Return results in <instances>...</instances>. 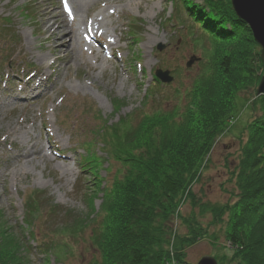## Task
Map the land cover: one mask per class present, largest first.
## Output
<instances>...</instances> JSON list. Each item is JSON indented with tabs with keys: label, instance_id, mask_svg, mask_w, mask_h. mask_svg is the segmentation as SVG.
<instances>
[{
	"label": "rangeland",
	"instance_id": "374dc122",
	"mask_svg": "<svg viewBox=\"0 0 264 264\" xmlns=\"http://www.w3.org/2000/svg\"><path fill=\"white\" fill-rule=\"evenodd\" d=\"M187 1L194 3L195 7L203 2ZM227 2L230 4V0ZM38 3L48 10L56 9L62 13L59 0H0V21L10 20L17 34V40L12 44L0 37V228L4 226L10 234H16L15 231L18 232L23 225L25 197L42 191L47 203L57 205L62 211H71L73 216L82 215L87 225L86 229L77 230L73 237L68 229L59 232L57 223L63 219L62 215L51 225H46L50 220L41 219L35 227L37 241L46 240L51 247L50 241L53 240L63 247H58V252L51 247L45 256L39 252L35 242H30V255H25L28 264H87L98 256L91 241V230L99 223L100 208H104L98 181L102 179L108 186L113 179H122L129 167L113 158L110 145L103 148L102 136L95 137L97 129L104 123L117 125L119 120L126 118L121 125L122 133V127L136 125L143 112L157 108L175 112L176 107L184 102L182 94L181 97L176 96V84H189L199 69V62H194L189 69L185 62L192 55L207 56L210 49L205 51L202 43L205 36L196 37L199 31L188 15L182 8H175L170 0H95L83 13V18L87 16L90 19L103 11L102 18L108 23L106 30L115 41L112 44L114 56L106 55L104 71L99 65L100 57L90 53L87 44L81 56L83 63L76 66L70 60L69 68L65 62L60 63L59 70L49 68L48 60L41 59L42 54L47 55L48 43L43 40L47 33H43L42 26L38 24ZM109 6L112 8L107 11ZM132 19L140 28L138 43L127 37L126 25ZM189 25L195 30L194 34L186 28ZM145 30L156 35L157 41L153 45L145 44L148 37ZM90 40L87 39L92 45L98 43L92 37ZM102 41L106 43V36L102 35ZM159 44L164 46L161 51L157 49ZM92 48L97 49L95 46ZM158 67H167L174 77L178 67L181 74H176L178 79L171 84L151 90L146 101L144 92L151 80V71ZM35 72L45 76L44 83L38 88L29 82V76ZM261 73L264 74V65L257 69V74ZM47 80L50 81L45 82ZM256 86L237 91L232 96L235 114L217 134L198 177L166 214L169 217L168 235L163 237L165 242L157 248L158 251L163 247L155 255L158 262L151 258L144 264H196L203 256L214 257L218 264H238L236 246H231L227 233L231 229L230 211L239 199L236 174L242 147L247 142L245 128L257 114L251 107ZM16 93L27 96L17 101L12 97ZM15 122L25 124L30 134L29 143L35 144L34 149L43 146L51 161L35 158L32 163L17 164L12 160L11 156L24 143L20 138L8 137L7 129ZM157 122L160 123L153 122L148 126L147 136L142 135L140 142H124L120 150L129 151V156H132L131 151L133 154L141 151L140 145L144 141L153 142L154 136H158L156 139L160 137L162 132L158 128L161 126L157 125L163 124L164 132L177 126L176 118L168 126ZM174 131L175 134L179 132L177 129ZM88 140L93 141L89 152L96 151L100 166L96 163L95 169L91 166L92 169L80 171L81 156L86 155L81 144ZM53 151H59L63 156L55 155ZM119 155L123 161L125 155ZM83 164L88 166L85 162ZM62 165H67L72 173L62 176ZM92 170L99 173L100 180L93 177ZM160 220H155L156 226Z\"/></svg>",
	"mask_w": 264,
	"mask_h": 264
},
{
	"label": "trees",
	"instance_id": "16d2710c",
	"mask_svg": "<svg viewBox=\"0 0 264 264\" xmlns=\"http://www.w3.org/2000/svg\"><path fill=\"white\" fill-rule=\"evenodd\" d=\"M173 4L183 8L202 33L208 35L205 51L210 50L183 89L184 102L175 112L161 108L144 112L136 125L122 127V133L121 125L126 118L117 125L104 123L97 129L95 137L102 136V142L112 147L113 158L129 167L122 179H113L107 187L101 186L104 208H100L99 223L91 230L92 245L98 256L87 264H144L162 251V246L158 251L157 248L168 235L166 214L198 177L217 134L235 114L232 96L254 87L263 74H257V69L263 66L258 45L227 0H203L196 7L187 0ZM6 24L11 23L6 21ZM157 84L154 78L153 85ZM251 107L257 114L245 128L247 142L242 147L236 174L239 199L230 211L231 229L227 233L231 246H236L238 264H264V95L255 94ZM175 118L177 126L165 132L163 124L157 125L161 126L158 130L162 134L158 139L154 136L153 142L144 141L141 151L135 154L131 151L132 156H129V151L120 150L124 142H140L153 122L161 121L168 126ZM176 129L179 132L175 134ZM120 153L125 155L123 161ZM44 196L41 191L32 192L25 202L26 227H20L27 230L31 238V229L37 221L50 220L46 225H51L60 215L63 219L57 223L59 232L68 229L70 236L75 237L77 230L86 229L87 222L82 215L62 211L57 205L47 203ZM157 218L161 220L156 226ZM28 244L22 230L10 234L1 227L0 264H28L25 258L30 255ZM43 244L38 243V247L42 248ZM58 245L54 244L56 252L58 247H63ZM48 250L40 252L46 255ZM155 261L158 262L156 258Z\"/></svg>",
	"mask_w": 264,
	"mask_h": 264
},
{
	"label": "bare ground",
	"instance_id": "6f19581e",
	"mask_svg": "<svg viewBox=\"0 0 264 264\" xmlns=\"http://www.w3.org/2000/svg\"><path fill=\"white\" fill-rule=\"evenodd\" d=\"M60 1V7L62 13L54 10H48V8L42 7L41 4H37V9L40 15L38 24L42 26V32L47 33L43 40L47 41L48 52L41 55V59L48 60L47 65L49 68H57L61 62H65L66 68H69L70 60H72L76 66L83 63L84 50L86 49V36L83 34H88L90 37L94 38L98 43V48H92L90 45V53L94 52L96 58L100 57V68L101 71H104V66L107 64L105 57L108 54L113 55L112 53V44L115 41L108 35L106 30L107 22L102 18L103 11L98 12V14L92 16L90 19H87V16L83 18V13H86L89 7L94 3L95 0H65V2ZM67 6L71 9L70 12H67ZM109 6L107 8L111 9ZM139 8V4H137ZM152 8V7H151ZM111 10H109L110 12ZM110 15H107L109 17ZM109 23H112L111 21ZM114 31V28L112 29ZM147 38L145 41L146 45H153L157 41V37L151 31L145 30ZM106 36V43L102 41V35ZM112 35V34H111ZM119 39V38H118ZM82 58V59H81ZM89 75V72L88 74ZM41 73H33L29 76V82L31 84H36L37 88L39 85L44 83L45 78ZM45 77V76H44ZM47 80L45 82H49ZM29 89L30 86L28 87ZM44 91V89H43ZM26 94H13L12 97L18 101H21V98H25ZM1 106V105H0ZM24 122V121H23ZM15 122L9 129H7L8 137L20 138L22 145L17 150V153L11 156L12 160L16 161L17 164L22 163H32L35 158L41 160L51 161L52 158L50 155L46 154L43 150V146L37 147L34 149V145L29 143L30 134L24 123ZM62 176L71 174L72 170L67 165H62L60 167Z\"/></svg>",
	"mask_w": 264,
	"mask_h": 264
},
{
	"label": "water",
	"instance_id": "95a60500",
	"mask_svg": "<svg viewBox=\"0 0 264 264\" xmlns=\"http://www.w3.org/2000/svg\"><path fill=\"white\" fill-rule=\"evenodd\" d=\"M232 9L236 17L243 22L251 31L253 40L260 46V59L264 65V0H230ZM159 46V49H162ZM194 58L192 57L187 66H190ZM156 76L163 82H169L172 77L168 71H156ZM256 95H264V75L261 76L257 88ZM197 264H218L212 256H203Z\"/></svg>",
	"mask_w": 264,
	"mask_h": 264
}]
</instances>
